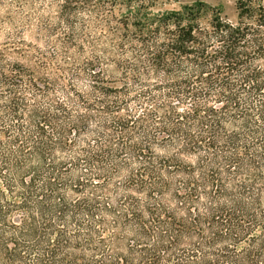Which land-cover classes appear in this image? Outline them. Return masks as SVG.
I'll use <instances>...</instances> for the list:
<instances>
[{
	"label": "trees",
	"instance_id": "16d2710c",
	"mask_svg": "<svg viewBox=\"0 0 264 264\" xmlns=\"http://www.w3.org/2000/svg\"><path fill=\"white\" fill-rule=\"evenodd\" d=\"M117 3L5 17L0 264H264V0Z\"/></svg>",
	"mask_w": 264,
	"mask_h": 264
},
{
	"label": "rangeland",
	"instance_id": "374dc122",
	"mask_svg": "<svg viewBox=\"0 0 264 264\" xmlns=\"http://www.w3.org/2000/svg\"><path fill=\"white\" fill-rule=\"evenodd\" d=\"M238 0H118L114 9L115 15L121 16L128 13L135 14H162L170 11H179L184 6L197 2L204 3L220 12L222 17L229 20L236 18V3ZM61 0H0V41L5 33H12L13 27L6 16L16 15L21 38L27 43H43L35 40L38 28L42 23H54ZM20 14V16H19Z\"/></svg>",
	"mask_w": 264,
	"mask_h": 264
}]
</instances>
